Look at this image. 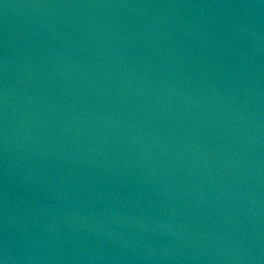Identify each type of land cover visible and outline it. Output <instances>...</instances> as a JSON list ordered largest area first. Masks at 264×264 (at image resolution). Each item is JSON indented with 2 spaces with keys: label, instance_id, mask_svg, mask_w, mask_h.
<instances>
[{
  "label": "water",
  "instance_id": "water-1",
  "mask_svg": "<svg viewBox=\"0 0 264 264\" xmlns=\"http://www.w3.org/2000/svg\"><path fill=\"white\" fill-rule=\"evenodd\" d=\"M0 264H264V0H0Z\"/></svg>",
  "mask_w": 264,
  "mask_h": 264
}]
</instances>
